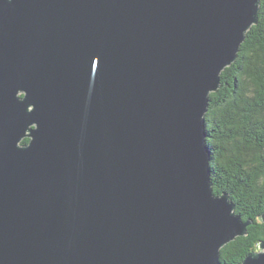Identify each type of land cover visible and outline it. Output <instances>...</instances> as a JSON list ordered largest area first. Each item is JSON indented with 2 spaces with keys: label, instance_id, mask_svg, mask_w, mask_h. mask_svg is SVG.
Instances as JSON below:
<instances>
[{
  "label": "water",
  "instance_id": "obj_1",
  "mask_svg": "<svg viewBox=\"0 0 264 264\" xmlns=\"http://www.w3.org/2000/svg\"><path fill=\"white\" fill-rule=\"evenodd\" d=\"M258 9L0 0V264H225L205 114Z\"/></svg>",
  "mask_w": 264,
  "mask_h": 264
},
{
  "label": "trees",
  "instance_id": "obj_2",
  "mask_svg": "<svg viewBox=\"0 0 264 264\" xmlns=\"http://www.w3.org/2000/svg\"><path fill=\"white\" fill-rule=\"evenodd\" d=\"M209 98L205 120L213 192L228 193L235 213L251 221L245 235L220 248L222 263L239 264L264 242V0L236 60L222 70Z\"/></svg>",
  "mask_w": 264,
  "mask_h": 264
}]
</instances>
